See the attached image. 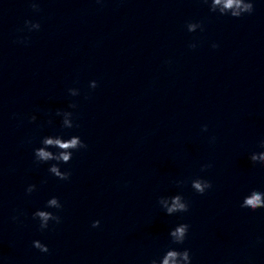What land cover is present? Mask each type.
Listing matches in <instances>:
<instances>
[{"label":"clouds","instance_id":"1","mask_svg":"<svg viewBox=\"0 0 264 264\" xmlns=\"http://www.w3.org/2000/svg\"><path fill=\"white\" fill-rule=\"evenodd\" d=\"M204 3L209 4V10L213 13H218L221 16L230 15L234 18H239L245 14H252L254 12V0H203ZM31 8L33 11H39V4L36 0H32ZM41 25L39 22H33L31 20L25 21V28L29 32L38 31ZM188 32H196L197 29L203 31V25L200 22H188L186 24ZM18 43H24L25 40H18ZM196 44L192 43L189 45L190 48L195 49ZM213 49L218 48L217 43L211 45ZM98 87L97 81L93 80L89 83V88L95 89ZM68 92L71 96H78L80 94L79 89L70 88ZM75 103L69 104V108H76ZM56 115L62 117L61 126L65 129H72L74 127H79L78 124L74 123L73 112L58 109ZM30 122H35L36 116L32 115ZM51 123V120L49 121ZM203 131H207V125L202 128ZM215 141V137L211 138V142ZM41 146L34 149V162L39 165L42 163H47L49 161H55L56 163L51 164L48 171L60 180L67 181L70 179V171H62L60 164H68L72 160L73 152L80 149H86L88 146L84 143L79 136L73 135L68 139H64L62 136H45L41 140ZM259 147L264 149V139L259 143ZM50 149H56V151H51ZM249 159L255 165L259 163L264 166V151L251 153ZM211 164H205L201 166V171H205L211 168ZM187 181L178 180L175 181L178 187L183 186ZM36 185L30 184L26 188V194L31 195L36 191ZM192 189L200 195H204L209 189L213 187L210 180L204 179L202 177H197L191 179ZM159 206L164 210V212L171 216L178 213H187L189 211V202L184 198L182 194H175L171 196H160L157 200ZM63 205L60 203L58 197H51L45 205V209H62ZM240 207L243 209H249L251 211H256L257 209H264V192L253 189L247 194ZM34 220L39 221V229L44 231L49 228V222H54L55 224L61 223V217L48 210H36L32 214ZM18 217H13V220H17ZM100 226V221L95 220L92 222V227L97 228ZM190 225L187 223H180L170 230L169 236L172 244L183 245L189 234ZM33 247L38 249L42 253L49 252V248L46 244L39 240H34ZM149 264H192V256L190 250L184 248L183 250L177 248H169L165 254L157 259L153 258L150 260Z\"/></svg>","mask_w":264,"mask_h":264}]
</instances>
